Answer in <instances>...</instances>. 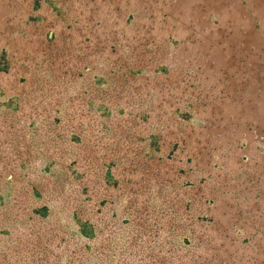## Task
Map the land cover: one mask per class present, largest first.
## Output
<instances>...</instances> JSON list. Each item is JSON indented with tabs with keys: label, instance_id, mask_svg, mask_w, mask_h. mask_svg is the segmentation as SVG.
I'll use <instances>...</instances> for the list:
<instances>
[{
	"label": "rangeland",
	"instance_id": "obj_1",
	"mask_svg": "<svg viewBox=\"0 0 264 264\" xmlns=\"http://www.w3.org/2000/svg\"><path fill=\"white\" fill-rule=\"evenodd\" d=\"M0 264H264V0H0Z\"/></svg>",
	"mask_w": 264,
	"mask_h": 264
}]
</instances>
